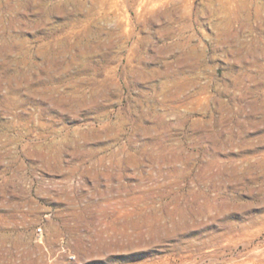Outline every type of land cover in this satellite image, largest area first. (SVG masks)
I'll return each instance as SVG.
<instances>
[{
  "label": "rangeland",
  "instance_id": "1",
  "mask_svg": "<svg viewBox=\"0 0 264 264\" xmlns=\"http://www.w3.org/2000/svg\"><path fill=\"white\" fill-rule=\"evenodd\" d=\"M0 264H264V0H0Z\"/></svg>",
  "mask_w": 264,
  "mask_h": 264
},
{
  "label": "bare ground",
  "instance_id": "2",
  "mask_svg": "<svg viewBox=\"0 0 264 264\" xmlns=\"http://www.w3.org/2000/svg\"><path fill=\"white\" fill-rule=\"evenodd\" d=\"M232 32V31H231ZM82 49V48H81ZM83 50V49H82ZM241 51V50H240ZM260 51H261V49H260ZM77 53V52H76ZM84 52L82 51H79V54L77 55V54H74L73 55V58H75V57H81V55L83 54ZM57 57V58H56ZM47 58L49 59V60H47V61H44L45 62V67H43L42 69H40V71L38 72V74H43V72H46V74H48V75H46V78L50 75V74H52L53 72H55V71H58L59 70V68L60 67H58V65H60V62H62L63 60H61V58H59V53L58 52H55L54 51V53L53 54H51V56L49 55V56H47ZM83 58V57H82ZM71 59V58H70ZM69 60V59H68ZM65 62H66V60H64ZM257 61V60H256ZM68 62H70V61H68ZM66 63V64H69V63ZM75 62V61H74ZM64 63V62H63ZM83 67H84V65H83ZM50 77V76H49ZM162 87L164 88V85H162ZM77 90L78 89H76V92H77ZM75 91V90H74ZM73 92V91H72ZM75 92V93H76ZM82 92V91H81ZM78 95L77 96H75V97H73V96H69V94L67 95V94H64V93H62L60 96H51V95H45V94H42L41 93V96H42V99L43 100H46V101H48V102H51L53 105H56V106H60V107H62L64 110H71V109H76V107L78 108L79 106H82V105H84L86 102H84V101H86L85 100V96L82 98V96H80L81 94H80V89L78 90ZM70 94H72L73 95V93H70ZM97 94V93H96ZM95 94V95H96ZM99 95V94H98ZM175 95V94H174ZM82 99H84V101L82 100ZM87 101H88V99H87ZM98 103V102H97ZM89 105V104H88ZM83 107V106H82Z\"/></svg>",
  "mask_w": 264,
  "mask_h": 264
},
{
  "label": "built area",
  "instance_id": "3",
  "mask_svg": "<svg viewBox=\"0 0 264 264\" xmlns=\"http://www.w3.org/2000/svg\"><path fill=\"white\" fill-rule=\"evenodd\" d=\"M41 233H42V227L39 226L36 228V234L40 235Z\"/></svg>",
  "mask_w": 264,
  "mask_h": 264
}]
</instances>
